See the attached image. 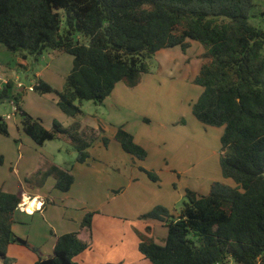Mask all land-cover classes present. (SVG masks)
<instances>
[{
	"label": "trees",
	"instance_id": "1",
	"mask_svg": "<svg viewBox=\"0 0 264 264\" xmlns=\"http://www.w3.org/2000/svg\"><path fill=\"white\" fill-rule=\"evenodd\" d=\"M248 1L0 0V45L23 60L48 50L72 56L64 87L55 91L58 108L72 118L81 113L83 101L102 103L118 82L135 86L159 50L178 46L185 52L193 41L203 47L194 78L202 93L191 112L204 125L223 127L220 169L235 187L212 186L207 194L187 190L188 201L176 216L163 209L143 215L163 221L167 229L162 245L138 231V251L152 264H264V30L249 23L243 9ZM14 88L13 80L3 84L0 103L14 102L22 131L40 146L55 139L71 143L76 161L84 163L94 130H83L77 120L68 127L56 120L44 127L21 108ZM33 91L54 92L41 79ZM0 135H9L2 116ZM114 137L125 152L146 157L130 133L119 127ZM44 175H53L61 192L74 181L69 169L55 164ZM21 199L20 190L0 189L3 264L11 244L36 252L12 231ZM93 213L85 214L78 230L57 236L52 255H37L34 264H77L74 258L92 242Z\"/></svg>",
	"mask_w": 264,
	"mask_h": 264
},
{
	"label": "rangeland",
	"instance_id": "2",
	"mask_svg": "<svg viewBox=\"0 0 264 264\" xmlns=\"http://www.w3.org/2000/svg\"><path fill=\"white\" fill-rule=\"evenodd\" d=\"M243 9L249 23L264 30V0H250ZM202 53L203 47L195 41L185 52L178 46L161 49L149 59V72L142 74L135 86L118 82L102 103L83 101L81 113L72 118L58 108L55 93L64 87L72 56L48 50L37 58L28 55L22 62L19 54L0 45V88L4 80H13L15 84L19 81L25 89L16 87L14 92L20 93L19 105L26 113L40 118L46 128L52 127L53 120L63 127L77 120L83 130L95 132L89 136L91 143L86 149L85 164L79 163L71 143L55 139L41 146L35 144L22 131L21 117L13 111L11 101L0 103V116L9 131L7 137L0 135V189L21 190L29 195L39 193L55 201V205L47 203L45 214L37 210L26 215L17 209L16 220L23 215L27 225L19 221L14 229L31 236L30 232L37 231L34 226L38 225L45 230L50 227L48 223L54 224V228L64 223L63 228L76 226L73 220H67L76 216L78 228L85 214L94 212L92 221L94 215H101L95 221L96 232L106 229L103 224L106 219L111 230L116 231L115 240L120 243L124 240L122 244L134 249L133 232L138 237L140 228L162 245L167 235L164 222L143 215L163 209L166 215L176 216L188 201L187 190L207 194L212 186L234 188V181L223 177L220 169L223 127L204 125L191 112L192 104L202 93V88L194 83ZM38 79L48 83L54 92L41 94L28 90ZM7 114L9 118L5 117ZM119 127L145 149L144 159L121 148L114 137ZM52 163L69 169L73 175V186L67 194L55 187L53 175H44ZM62 214L66 215V221L61 219ZM165 214L160 217L166 219ZM31 222L33 225L29 226ZM125 226L128 232L122 239ZM146 227H150V233L145 231ZM11 249L7 264H27V258L36 253L18 244ZM229 264L236 263L230 260Z\"/></svg>",
	"mask_w": 264,
	"mask_h": 264
},
{
	"label": "crops",
	"instance_id": "3",
	"mask_svg": "<svg viewBox=\"0 0 264 264\" xmlns=\"http://www.w3.org/2000/svg\"><path fill=\"white\" fill-rule=\"evenodd\" d=\"M22 62L25 61L23 59H21ZM55 163L50 164L46 170H48L50 168L51 165H53ZM85 164V163H83ZM58 165L60 167H62L59 164H55ZM65 168V167H63ZM73 186V184H72ZM72 186L70 187V189L72 188ZM70 189L67 191L69 192ZM2 190V189H1ZM21 191V190H20ZM17 192V191H16ZM22 195L24 194L29 195L23 191ZM67 192H62L67 194ZM197 192V191H196ZM10 193H15V192H10ZM198 193V192H197ZM31 197H36L38 199V201L41 202H45V200H47V202H51V200H48V198H46L47 196H43L39 193L33 194V195H29ZM66 196V195H65ZM117 197V196H116ZM116 197H113L114 199ZM54 201V200H53ZM46 205L47 203L42 206L41 210L44 212H47L48 210L46 209ZM53 205H55V201L53 203ZM21 214L23 212H20ZM34 213V212H33ZM25 214V213H23ZM26 215H30V214H26ZM33 215V214H31ZM16 214L14 215V223L12 224V231L14 232L15 235L19 236L22 239H25V241L31 245L35 250V256L34 257H29L27 258L28 263L27 264H34V262L37 259V255H40L41 257L47 258L50 257L52 255V251H53V244L55 241V238L63 233H67V232H72V231H76L79 229L80 223L77 227L78 221H79V217L76 216L75 219H67V220H73V223H75L76 226H68L67 228H63V226H66V223L64 224H60L59 228L55 227L54 228V224H49L48 226L51 227V230L49 231L48 229H50V227H47L46 230L45 228L39 227L38 226H34V229H36L37 231H31V236H29L28 234H22V232L20 230H15V225L19 222V224L22 225H27L26 223H24L23 219H25V217L23 215H20V217L18 218L19 220H16L15 218ZM101 215L96 214L93 217V221H92V242L91 245L88 249L84 250L83 252H81L79 255H77L74 258V261L78 264L79 261L81 262V264H152L150 261H148L147 259H145L138 251V237H136V235L133 232V236H134V249L133 246L131 245H127V244H122L124 242V240L120 243V240H115L117 238V234L111 230V227L109 226L111 223L110 221H107L106 219L103 221V224H105L106 229H104L103 232H101L100 230H98L96 232L95 230V221L100 217ZM61 219L63 221H66V215L62 214ZM78 217V218H77ZM99 220V219H98ZM98 223V222H97ZM29 226H32V222L29 223ZM141 224V222H139V225ZM52 225V226H51ZM124 229L123 231V235H122V239H125L126 235H127V227H123ZM139 231H141L142 229L138 228ZM135 228V230H138ZM50 232V234H49ZM142 232V231H141ZM120 243V244H119ZM96 244H100V247H96ZM12 245H17V244H11L8 246L7 249V255H11V246ZM20 245V244H18ZM23 246V245H20ZM96 249V251L94 250ZM14 250V249H13ZM14 252H18V251H14ZM34 252V251H33ZM149 262V263H148Z\"/></svg>",
	"mask_w": 264,
	"mask_h": 264
},
{
	"label": "built area",
	"instance_id": "4",
	"mask_svg": "<svg viewBox=\"0 0 264 264\" xmlns=\"http://www.w3.org/2000/svg\"><path fill=\"white\" fill-rule=\"evenodd\" d=\"M3 82L6 83L7 81L4 80ZM16 87H18L20 89H25L24 86L19 81L16 83ZM28 90L32 91L33 90V86L32 85H29L28 86ZM11 104H12V107H13V111L15 112L16 111V106H15L14 102H11ZM5 117L6 118H9L10 115L7 114ZM31 202H34V204H33V210L30 212L27 209V207H28L29 203H31ZM42 206H43V202L38 201V199L36 197H31L29 195H26L25 196L23 194L22 195L21 202L18 204L17 209H20V211H22V212L31 214V213H33V212H35L37 210H41Z\"/></svg>",
	"mask_w": 264,
	"mask_h": 264
},
{
	"label": "bare ground",
	"instance_id": "5",
	"mask_svg": "<svg viewBox=\"0 0 264 264\" xmlns=\"http://www.w3.org/2000/svg\"><path fill=\"white\" fill-rule=\"evenodd\" d=\"M33 204L34 202L29 203L27 209L31 212L33 210Z\"/></svg>",
	"mask_w": 264,
	"mask_h": 264
}]
</instances>
